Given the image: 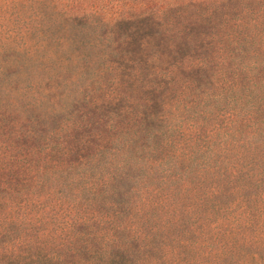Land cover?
<instances>
[{
	"label": "trees",
	"instance_id": "1",
	"mask_svg": "<svg viewBox=\"0 0 264 264\" xmlns=\"http://www.w3.org/2000/svg\"><path fill=\"white\" fill-rule=\"evenodd\" d=\"M154 2L107 24L116 75L59 136L37 144L0 120V264L237 260L242 232L198 208L238 211L231 228L247 230L262 196L220 200L248 192L235 181L253 175L243 160L264 134V0ZM168 228L170 244L157 238ZM254 239L264 244V221Z\"/></svg>",
	"mask_w": 264,
	"mask_h": 264
},
{
	"label": "rangeland",
	"instance_id": "2",
	"mask_svg": "<svg viewBox=\"0 0 264 264\" xmlns=\"http://www.w3.org/2000/svg\"><path fill=\"white\" fill-rule=\"evenodd\" d=\"M145 1L148 0H0V120L22 121L19 132L30 130L37 144L44 143L51 132L59 136L64 122L75 120V109L85 106L86 98L105 88L106 82L116 75L113 62L118 58L111 54L114 39L107 24L126 12L137 13L159 5H146ZM259 118L264 120V111ZM257 144L259 147L243 160L244 165L252 167L253 175L238 178L234 185L235 189L245 186L248 192L239 189L226 199L220 195L221 202L229 204L232 199L262 194L257 197L260 201L250 202L246 208L251 216L247 230L231 228L235 227L231 218L237 217L238 211L224 214L211 208L214 201L198 208L211 219L223 220L226 216L232 238L239 241L241 232L244 235L245 246L235 248L237 260L230 258L223 264H264V244L252 241L264 221V134ZM209 180L205 176L204 182L196 181L193 188L203 184L206 190L209 184L204 183ZM247 217L239 218L241 226ZM192 223L195 220L190 217L188 224ZM142 230L145 232V227H138V231ZM176 234V230L168 228L159 231L157 238H165L170 244ZM189 254L197 256L193 251ZM23 258L3 264L33 263L29 257ZM72 261L77 263L76 258ZM188 264L214 261L197 257L188 260Z\"/></svg>",
	"mask_w": 264,
	"mask_h": 264
}]
</instances>
